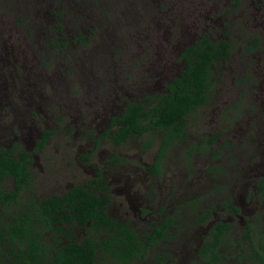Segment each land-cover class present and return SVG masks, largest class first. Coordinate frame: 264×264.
<instances>
[{
  "label": "rangeland",
  "instance_id": "1",
  "mask_svg": "<svg viewBox=\"0 0 264 264\" xmlns=\"http://www.w3.org/2000/svg\"><path fill=\"white\" fill-rule=\"evenodd\" d=\"M104 33L111 38L103 41ZM203 34L229 40L230 55L215 65L206 104L187 116L186 138L170 146L160 173L152 174L147 167L154 168L161 133L117 146L105 136L107 124L124 105L156 94L181 67L184 45ZM256 37L259 48L248 54ZM23 60L21 68L16 61ZM19 81L53 102L39 109L45 120L29 122L53 135L26 197L60 192L104 171L112 217L143 234L152 223L170 221L169 237L135 264H153L164 252L182 264L189 240L195 245L213 217L232 224L219 264H255L243 240L247 231L264 234V196L257 193L264 176V0H0L2 97ZM96 137L103 138L98 146ZM228 200L240 211L230 210ZM206 211L210 217L199 223ZM193 259L189 264H203Z\"/></svg>",
  "mask_w": 264,
  "mask_h": 264
},
{
  "label": "trees",
  "instance_id": "2",
  "mask_svg": "<svg viewBox=\"0 0 264 264\" xmlns=\"http://www.w3.org/2000/svg\"><path fill=\"white\" fill-rule=\"evenodd\" d=\"M253 45L255 48L258 47V37L254 39ZM231 47L229 40L215 41L208 35L201 36L199 40L185 47L182 54L184 67L180 75L167 84V92L156 98L147 99L146 104L144 102L130 103L124 108L120 117L111 119V127L116 126L111 136L114 143L120 144L131 136H142L150 131L161 133L159 153L152 169L153 172H160L159 164L165 157L166 151L172 144L187 136V116L206 104L208 93L215 84L212 82L215 65L229 57ZM212 141L208 139V143L211 144ZM27 156L24 152L18 161L7 150H0V174H11L17 188L15 193H7L3 188L0 189V200L5 204L18 199L25 185L30 186L31 173L28 170ZM257 185L260 193L264 194V176L260 177ZM93 186V183L84 182L66 195L38 200L37 202L43 207L39 210H37L35 201L26 202L32 206V215L22 219L23 224L18 226L15 232H21L20 228H22L26 229L23 231L24 234L27 232L32 236L31 264H134L135 257L144 256L145 248L142 240L137 239V234L133 230H128L124 226H119L116 233H109L103 240L94 242L91 239L83 243L72 240L73 226L71 223L74 220L82 225L90 221V226L94 230L104 227L108 229L107 224L111 223L104 206L108 199L107 197L102 199L96 194L92 189ZM74 189H77V193ZM63 204L66 207H62ZM226 204L230 210L240 211L231 200H228ZM210 215L211 211H206L199 216L198 222H205ZM61 221L65 222L66 227L59 234H65L69 241L55 248L52 257L47 260L48 245L43 232L47 229L56 231L60 226L53 225V222ZM168 226H170V221L157 227L149 244L168 238ZM231 227V223L222 221L212 227L200 250L201 258L206 264L221 263L219 260L222 254L218 247L223 244ZM28 229L31 231H27ZM243 241L252 249L250 256H254L255 264H264V234L247 231ZM98 256H102L104 260L100 261Z\"/></svg>",
  "mask_w": 264,
  "mask_h": 264
},
{
  "label": "flooded vegetation",
  "instance_id": "3",
  "mask_svg": "<svg viewBox=\"0 0 264 264\" xmlns=\"http://www.w3.org/2000/svg\"><path fill=\"white\" fill-rule=\"evenodd\" d=\"M55 13L56 12H54L53 14ZM62 32L64 31L63 30L58 31L60 36H62ZM106 33H104L103 41H107L111 38L110 37L108 39H105ZM203 35H208V34H203ZM201 36H199L196 40H199ZM208 36L210 38V35ZM88 38L89 36L87 37V39ZM196 40H192L191 42L184 45L180 53L181 67L178 68L175 72H173L168 78L163 79V83L157 86L158 88H157L156 94L150 95L143 99L145 104H146L147 99H150L151 97L156 98L157 96L162 95L165 92H167V84L170 83L176 76H179L181 73V70L184 67V59L182 58V54H183L185 47L195 42ZM80 41L81 39L78 40V42ZM51 43H54V42H51ZM51 43H49V45ZM259 43H260V38L258 39L257 48H259ZM54 45L56 46V43H54ZM257 48H255V46L253 45V41H252L246 46L245 51L247 50L248 54H251L252 52L257 50ZM88 59H91V57L86 55V57L84 58V61ZM16 62L20 63L21 64L20 67L23 68V65H25L24 63H26V60H23V62L22 61H16ZM90 66L91 65H89L85 69V71L81 74L82 77L88 76L91 73ZM154 68L156 70L157 65ZM31 86H33V84ZM6 96L7 97H2V95L0 94V118H1L0 119V150H4V149L7 150L18 161L20 160L21 155L24 154V152L26 153V155H28L27 160H28V170L31 173L30 175V185H31L33 181V169L34 167H39L40 165H42L41 155H42V152L48 148L51 137L53 135V131L52 130L38 131L37 128L31 129L29 126V122L30 121L34 122L35 119L40 120V121L45 120L44 118H42L39 112V109L41 108V106H44V105L47 107H51L53 102L47 103L40 96V94L34 93L32 90H30L29 86L24 81L23 82L19 81L18 87L12 88V91L7 93ZM20 100H27V102L18 103V101ZM128 104L124 105L122 111L118 115H115V117H120L124 111V108ZM54 112L55 110L52 111V114H54ZM107 127H109V130L106 131L107 133L105 134V136L111 139V136L114 134L116 126L111 127V125L108 123ZM34 132L35 133L38 132V133L34 135ZM132 137L134 136L129 137L126 141H128ZM102 139L103 138L98 139L96 137L94 140L92 139L91 140L94 143V145L96 144V146H98ZM126 141L120 144H123ZM120 144L116 143L117 146ZM93 155L94 153L86 154L83 158L86 160H90V158H92ZM156 160H157V157H155L153 161L154 165L156 164ZM82 161L83 160L80 159L79 163L81 164ZM113 163L115 162L113 161ZM103 167L108 168V166L106 165H104ZM147 170L152 174L160 173L158 171L153 172L151 167H147ZM41 171L42 173H45V170H41ZM105 176H107V172L98 171L94 175V177L89 179L90 181L89 180L85 181V183L87 182L89 184L93 183L94 186L92 189L94 190L96 194L100 195L102 199H105L107 197L108 202L104 203V206L106 207V210L108 212V220L111 222L107 224L108 229L104 227V228H101L100 230H97V229L94 230L93 227L90 226L91 225L90 221L82 225V224H77V220H74L71 223V225L73 226L72 240L79 242V243H83L91 239L94 242L98 240H103L107 238V235L109 233H112V232L116 233L118 231L119 226H124V228H127L128 230H133L134 233L137 234V239H141L144 244V248H145L144 256L135 257L134 262L136 263L137 261L146 259L151 249L156 247L162 240L166 239L164 238L159 241L157 240L154 244H149V242H151V237L155 235L154 233L157 227L161 226L165 222L152 223L151 227H149V233L143 234L139 232L136 226L130 225L129 220L125 219L124 221H122L120 219H115L114 217H112L110 213V206H109L110 198L107 193L109 186L108 184L107 186H105L103 183V179ZM7 178L10 179L11 183L9 186H3L2 184L5 182V180H7ZM79 184L81 183H78V184L69 183L67 187L62 189L60 192H54L52 194H47L46 196L28 195V197H26L25 194L32 192V190L28 189L30 186L28 187L25 185V188H23L21 192L19 193L18 199L8 204H5L0 200V264H24V261H25V264L32 263V257L30 256L31 254L30 244L32 242V236L29 235L27 232L24 234L23 231L26 229H22V228H20L21 232L19 233L15 232L17 227L23 224L22 219L30 217L32 215V209H31L32 206L26 202L35 201L37 210H39L43 207L41 204L37 202L38 200L42 201L50 197L66 195L73 188H76L77 185ZM2 188L7 193L16 192L17 188L15 186V179L13 176H11V174L10 175L5 174V173L0 174V189ZM74 190L77 193V189H74ZM257 193H260L258 185H257ZM261 195L264 196V194H261ZM235 206L241 209L240 206L238 205H235ZM62 207H66V206L63 204ZM139 212H141L140 209H139ZM207 222H208V226L205 228L203 232L204 236H202L203 235L202 234L201 238L198 237L195 245H192L189 240L188 249L185 252L182 251V256L180 259L182 260V264L191 263L192 260L194 261L193 259L194 257L198 258L197 263L203 262V264H206L205 261L201 258L200 250H201V247L204 241L208 238L212 227L217 222H219V220L213 217V219L208 220ZM56 224L60 226L58 229H56V231H53L54 229H47L43 232L44 233L43 235L45 237V242L48 245L46 249L47 260L52 257V254L55 248L69 241L68 237L65 234H62V235L59 234L60 231H63L65 229L66 227L65 222L63 221L58 222V223L53 222V225H56ZM80 227H82L83 229H87V232L85 231L75 232L76 228H80ZM27 231L30 232L31 230L28 229ZM143 235L144 236L146 235L145 239ZM221 246L222 245L218 247V250L221 248ZM97 258L100 261L104 260L102 256H98ZM171 261H173L174 263L178 261V264H179V260L175 258L171 253L164 252L159 257L154 258L153 264H171Z\"/></svg>",
  "mask_w": 264,
  "mask_h": 264
}]
</instances>
